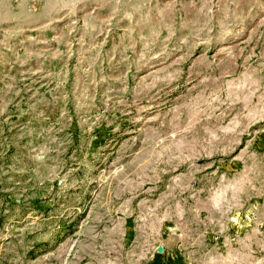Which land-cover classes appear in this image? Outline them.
<instances>
[{"label":"rangeland","instance_id":"374dc122","mask_svg":"<svg viewBox=\"0 0 264 264\" xmlns=\"http://www.w3.org/2000/svg\"><path fill=\"white\" fill-rule=\"evenodd\" d=\"M0 264H264V0H0Z\"/></svg>","mask_w":264,"mask_h":264}]
</instances>
